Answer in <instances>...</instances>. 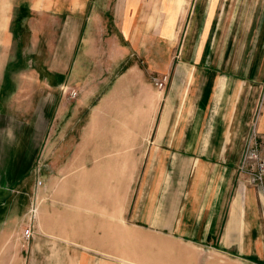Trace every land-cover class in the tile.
<instances>
[{
    "label": "crops",
    "instance_id": "0c3cea01",
    "mask_svg": "<svg viewBox=\"0 0 264 264\" xmlns=\"http://www.w3.org/2000/svg\"><path fill=\"white\" fill-rule=\"evenodd\" d=\"M94 8L93 0H0V62L12 46L9 30L17 29L10 26L13 13H58L74 17L61 22L58 51L47 60L59 63L55 76L63 77L72 61L82 79L89 71L84 63L100 66L92 88L83 80L75 88V101L47 86L26 121L18 107L0 110V208L10 204L36 156L48 157L43 143L58 133L67 158L60 173L69 178L47 181L44 192H56L61 212L75 217L45 204L35 233L73 238L82 253L138 248L154 254L155 264L169 252L171 264H264V182L250 185L235 170L252 129L264 152V5L248 50L232 58L224 41L214 51L222 7L216 13L210 0H108V25ZM175 26L185 29V43ZM179 45L181 63L172 68L168 56ZM131 57L168 75L163 94L145 79L149 67ZM105 81L106 91L86 106ZM5 91L0 87V98ZM10 93L18 101V89ZM133 93L138 107L129 113L111 103Z\"/></svg>",
    "mask_w": 264,
    "mask_h": 264
},
{
    "label": "rangeland",
    "instance_id": "374dc122",
    "mask_svg": "<svg viewBox=\"0 0 264 264\" xmlns=\"http://www.w3.org/2000/svg\"><path fill=\"white\" fill-rule=\"evenodd\" d=\"M198 1L201 0H194V4ZM93 2L95 14H99H96L99 17L97 19L98 22L104 21L103 23L108 25V20H106L108 0H93ZM210 2L212 6L215 5L217 7L216 13L219 11L218 8L222 7V23L218 26L219 38L215 40L217 46L214 51L219 52L222 47L221 43L224 41L225 53L229 51L230 58L238 57L245 53L248 50L246 43L254 32V25H256V19L259 16L258 10L264 5V0H210ZM205 3H208V0H205ZM0 16L2 15L0 14ZM65 16L74 17V15L58 13H34L20 17L15 13L11 15L10 26L17 29L9 30L12 46L5 54L7 55L6 60L0 62V87L4 86L6 88L5 94L0 98V110L10 113L11 111L15 112L16 107H18L20 120L26 121V117L32 112L35 103L45 96L42 91H46L47 86L58 87L56 90L58 95L70 102L77 99L78 93L75 88L82 84V80L87 82V86L93 87V83L89 79L92 78V75H99L100 66L84 63L85 68H89V71L85 72L84 75H88L82 79L74 73V62L72 61L69 63L70 66L64 73L63 78L62 76H55L56 69H58L56 67L59 63L47 61L50 53L52 57L58 51L61 41L59 37L61 32L60 24ZM88 16L89 13H84L82 15L83 21ZM173 30L177 31L176 26ZM184 31L185 29L176 32V37L179 36L180 43L186 42V33ZM151 32L153 33V31ZM63 41L65 42V39ZM152 48L148 44L149 52L147 56L152 55L150 54L151 51L153 52L154 48ZM187 48L189 52H196L197 47L196 45H191ZM181 49L180 45L176 46L168 56L175 64L172 68L181 63ZM130 59L139 67H149L145 71V79L154 93L159 96L163 94L168 85V75L154 73L152 69H154L156 63H152V66H150L148 61L143 62L141 58L131 57ZM228 64L229 66H234L236 63L232 60ZM114 72L118 71L115 70ZM163 77L166 79L163 88L158 90L153 85V82L156 79L162 80ZM96 78L94 79L97 80ZM17 89L19 92L18 101H11L10 91L13 92ZM106 89L107 84L105 81V84H102L100 88V92L87 96L88 99L85 100L84 104L86 106L91 105L93 99H97ZM70 90H75L76 96L74 98L68 97V91ZM114 102L115 109H125L128 113L129 109L138 107V99L135 93L111 103ZM131 132L137 133V127L132 126ZM60 142L61 140H59L57 133L49 143H43L50 151L48 157L45 158L41 153L36 156L24 182L19 184V187L12 192L10 204L1 207L2 209L0 208V264H155L154 254L146 253L143 250L139 252L138 248L132 250V253H82L81 248L73 244V238L64 241L59 238L55 239L35 233L34 224L36 217L40 207L45 204L50 205L51 210L55 209L59 212L57 214L67 219L73 220L75 217L73 213L61 212L63 210V198L60 200L56 192L54 194H51L52 191L51 193L44 192L43 184L47 181L64 182L69 178L68 174L60 173V166L67 160L64 156L65 150L62 151L60 149L62 145ZM52 203L54 205H51ZM30 207L35 209L31 221L28 218ZM28 223L31 228V236L26 239L22 236V233ZM163 247L167 251L171 249L170 244H167L165 240H163ZM163 264H171L170 252L163 255Z\"/></svg>",
    "mask_w": 264,
    "mask_h": 264
},
{
    "label": "built area",
    "instance_id": "2783aa9c",
    "mask_svg": "<svg viewBox=\"0 0 264 264\" xmlns=\"http://www.w3.org/2000/svg\"><path fill=\"white\" fill-rule=\"evenodd\" d=\"M165 78L162 80L156 79L153 85L160 90L163 88ZM76 96L75 90L68 91V97L74 98ZM236 172L245 177L250 185H262L264 182V152H260L256 143L255 132L252 129L244 141L243 149L241 151L240 159L236 166ZM39 185V182H38ZM35 209H29V219L31 221ZM22 236L29 238L31 236V228L28 223L27 227L23 230Z\"/></svg>",
    "mask_w": 264,
    "mask_h": 264
}]
</instances>
